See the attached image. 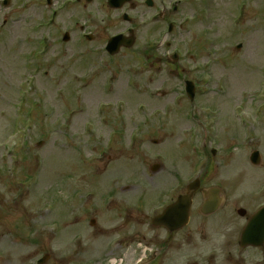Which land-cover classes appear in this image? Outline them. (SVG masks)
Masks as SVG:
<instances>
[{"label": "rangeland", "instance_id": "rangeland-1", "mask_svg": "<svg viewBox=\"0 0 264 264\" xmlns=\"http://www.w3.org/2000/svg\"><path fill=\"white\" fill-rule=\"evenodd\" d=\"M231 1L234 0H225L223 6L214 14V26L218 24L220 32L213 31V37L221 45L215 49L214 42L213 47L208 49L212 54L209 59L200 55L194 60L185 57L178 61L177 67L182 69L183 73L173 78L168 72L172 67L167 64L160 66L159 71L156 68L151 71L147 66L155 57L164 54V50L154 51L155 55L148 62L137 53V50L141 49L139 44L144 41L141 32L135 48L130 52H121L113 60L108 59L101 50L99 40L88 43L81 39L78 27H74L73 22L78 21L82 25L84 20H88V10L94 9L93 6L85 10L81 6L70 7L54 17L50 23L55 5L48 7L45 0H11L7 7H3L0 0V144H5L6 148L15 145L12 151L4 150L0 145V264H34L31 261L45 252L62 258V264H78L79 257L75 254L77 246L72 236L85 230L81 225L71 227L70 224L74 222L75 215H85L81 210L87 206L86 198L90 192L94 193V197L89 203H104L106 197L112 196L111 191L129 183V178L136 174L140 165L138 160L123 162L132 151L142 155L146 167L154 162L152 150L147 153L139 152L143 142L145 150L146 145H151L152 138H159L163 144L167 143L152 148L168 158L170 166L175 168L174 172L177 174L180 167L184 170L193 165L192 156H188V163L187 155L179 148L182 147L188 152L190 145L186 143V139L194 122L189 123L186 113H197L183 95L184 80L195 79L200 92H206L197 94L195 106H219L223 111L220 114L221 121L227 124L232 122V132H236L238 138L237 134L226 135L223 123L219 124L215 136L221 148L225 145L229 147L230 152L233 151V154L229 155L233 156L232 168L236 170L233 177L239 189L247 192L254 177L262 176L257 172V168L250 166L244 156L248 157L252 151L257 150L264 163V133L257 135L254 132L252 140L243 142L249 130L239 121H232L229 111L234 103L244 105L245 101L249 102V96H241L240 91L245 95L258 91L257 97H262L260 92L264 80V8H259L261 5L259 6L258 1L254 6L257 8L241 7L236 24L231 28L237 4H245L247 0H237L228 7ZM53 3L56 2L53 0ZM94 10L96 17L103 16L98 5ZM45 16L48 18V24L45 22ZM102 27L103 25H100L104 39L111 29L105 31ZM68 28H72L71 40L64 44L61 37L63 31ZM198 29L199 26L196 27V30ZM172 38L181 48L180 56L188 53L189 50L186 49L190 48L191 42L187 32L182 31ZM38 42L46 43L40 47ZM239 43L243 47L236 50L235 47ZM169 52L171 54L172 50ZM216 52L219 58L216 57ZM207 60V78H212L209 86L200 81ZM218 80H221L220 83L229 96L208 93L213 90ZM23 81H29L30 90L26 97L28 104L20 103L19 109L23 122L30 117L29 130H22L23 125L20 123L13 127L17 111L14 104L17 102V91ZM160 89L165 90L164 96L154 94ZM148 96L151 100L147 99ZM118 99L125 101L127 106L122 113L116 108L115 102ZM107 102H110L113 108L106 116H109V119L115 117L117 122L125 123L127 129L125 137L117 147L115 146L116 150L114 147L109 158L107 154L110 152L104 145L106 138L96 140L85 126L86 121L92 123L96 118L99 119L95 111L96 106L109 104ZM34 103L37 106H34ZM138 103L145 104V112L137 110ZM257 103L259 102L254 99L252 106ZM170 107L178 109L168 110ZM256 113L264 115V110H257ZM194 116L195 119L200 117L197 114ZM149 118L151 122H148ZM146 121L150 126L144 127L142 142L129 149L130 131ZM162 122L166 125L169 122L177 133L169 127L167 137L160 136L159 131L163 132L165 128V124H160ZM98 127L105 135L110 129L101 125ZM261 127L263 131V126ZM155 128L157 134L153 136L152 130ZM118 130L120 131L119 128ZM197 133L198 139H206L208 145L211 132L207 129L198 130ZM173 141L177 145L179 142V147ZM197 155H200L199 149ZM200 161L197 156L195 167ZM219 175L220 173L211 176L212 183L216 182ZM140 177H143L142 173ZM230 196L238 198L237 192ZM121 197V194L114 196L116 200ZM144 201L145 198H141L139 203ZM123 203H126V199ZM233 203L234 200L229 203L231 209ZM110 209L112 210L107 215L99 218L100 224L107 225V220L110 223V217L115 218V215H120L121 220L110 226L108 233L96 240L95 250L88 251L79 258V261L83 260L81 264L92 261L93 254L99 251L107 240H117V235L125 240L130 234L134 236L136 230L141 228L142 223L133 220L134 211H116L113 210L115 206ZM224 219V223L228 225H236L238 222L231 212H226ZM55 220L61 223L62 230L53 236L46 232ZM42 227L44 232H41ZM225 239L226 236L222 238L219 249ZM229 240V246L222 245L223 250L233 247V235ZM88 245L89 243H84V246ZM210 250L212 249L206 252ZM122 253L126 257H123ZM119 254L122 257L115 254L103 257L99 254L94 260L98 261L96 264H110L111 261L120 263L121 258H130L128 263L134 261V250L129 252L124 248ZM166 256L167 253L163 249L156 264H159L160 260L162 263ZM246 263L247 261H244L240 264ZM253 263L254 260L250 258L247 264Z\"/></svg>", "mask_w": 264, "mask_h": 264}, {"label": "flooded vegetation", "instance_id": "flooded-vegetation-1", "mask_svg": "<svg viewBox=\"0 0 264 264\" xmlns=\"http://www.w3.org/2000/svg\"><path fill=\"white\" fill-rule=\"evenodd\" d=\"M168 1L169 0H130L129 3L124 4L118 10H121L122 12H126L127 14H133L139 19L147 20L148 24L151 26L149 30L152 32V34H155L160 30L159 19L162 21L168 20V22L166 23V25L168 26L170 22L173 21L176 22V19L184 15L185 4H182L179 6V8L176 9L175 11L176 13H173L170 19H166L167 15H170L167 10ZM104 2L106 6L107 0H105ZM187 2H189L191 6H193L192 7L193 9L195 8L196 5L198 6L199 9H203L204 6H207V0H187ZM181 28H183V26L180 25V29ZM186 193L187 190H185V187L183 188L180 187V191L178 194L185 195ZM221 194L222 196H224L223 192H221ZM176 199L177 197L172 199V203H174ZM207 199L209 198L203 196V194L201 193V189H198L192 194L191 200L193 202V206L190 211V219L191 221L195 220L194 226L192 227L184 228L172 234H169V231L166 230L165 228L155 229L162 231L164 233V235H162V234H154L153 231H151L152 227L150 225H146V229L149 232L143 235V238L146 239L147 245L154 248L157 247V251L159 254L160 253L162 254V250L164 249L165 253H167L166 257L170 255L171 259L174 260L177 254H182L188 248H190L193 233L201 235L200 242H206V240L209 238L208 234L210 235V239L215 238V241L218 240L219 237L222 238L224 232L222 229L223 226L222 223L216 225L215 228H212L209 232L207 230L205 231V227L203 223V219L205 216L200 214L201 213L200 210L205 200ZM146 216L148 217V215Z\"/></svg>", "mask_w": 264, "mask_h": 264}, {"label": "water", "instance_id": "water-1", "mask_svg": "<svg viewBox=\"0 0 264 264\" xmlns=\"http://www.w3.org/2000/svg\"><path fill=\"white\" fill-rule=\"evenodd\" d=\"M253 156H258V154L257 153H254V155ZM253 161H254V159H252Z\"/></svg>", "mask_w": 264, "mask_h": 264}]
</instances>
